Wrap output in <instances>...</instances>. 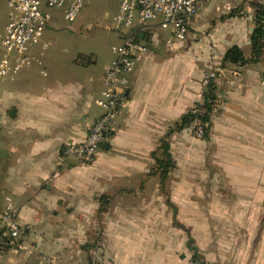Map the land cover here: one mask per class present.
<instances>
[{
    "label": "crops",
    "instance_id": "obj_1",
    "mask_svg": "<svg viewBox=\"0 0 264 264\" xmlns=\"http://www.w3.org/2000/svg\"><path fill=\"white\" fill-rule=\"evenodd\" d=\"M249 3L238 0L235 16L200 41L202 16L231 4L213 0L183 42L166 41L169 56L152 52L155 30L145 36L150 52L130 77L108 148L89 164L61 151L102 115L95 100L113 57L99 65L46 56L40 43L46 75L34 66L0 83V209L10 196L27 246L0 264H264V51L258 62H223L234 46L252 57ZM218 67L225 102L197 139L193 125H177ZM163 140L174 161L165 177L156 160Z\"/></svg>",
    "mask_w": 264,
    "mask_h": 264
},
{
    "label": "built area",
    "instance_id": "obj_2",
    "mask_svg": "<svg viewBox=\"0 0 264 264\" xmlns=\"http://www.w3.org/2000/svg\"><path fill=\"white\" fill-rule=\"evenodd\" d=\"M85 0H9L8 23L0 33V83L14 78L34 66L43 69L41 55L36 50L51 20L45 14L48 8H66L65 20L74 21ZM213 0H120L119 10L113 20V29L125 38L122 44L112 47L113 59L104 69L103 86L95 103L103 111L91 125L89 133L80 142L66 144L61 151L64 161L79 160L89 164L96 160L107 142L109 135L118 125V117L126 102V92L130 77L144 63L149 49V34L155 29L170 32L168 47L176 42H183L189 33L190 25L199 13ZM238 0H231L227 10H233ZM255 0H248L254 2ZM264 5V3H258ZM135 30V34L129 33ZM143 34L148 40L136 41ZM225 74V69L218 67L206 73L201 81L203 89L199 101L192 108V113L202 115L205 105V91ZM233 76H237L236 73ZM231 87L236 85L234 78L228 80ZM224 96L217 90L212 102L213 112L224 105ZM206 124L196 119L193 124L194 135L204 139ZM18 209L10 196L4 199L0 209V258L7 254L19 255L27 250L24 242V230L19 223ZM189 264H202L192 260Z\"/></svg>",
    "mask_w": 264,
    "mask_h": 264
},
{
    "label": "rangeland",
    "instance_id": "obj_3",
    "mask_svg": "<svg viewBox=\"0 0 264 264\" xmlns=\"http://www.w3.org/2000/svg\"><path fill=\"white\" fill-rule=\"evenodd\" d=\"M8 2L9 0H0V32H3L8 23ZM252 3L256 2H250L248 5ZM119 4L120 0H85L77 18L72 22L65 20V7L45 9V14L51 17L41 39L45 55H60L68 59L79 54L85 58L84 61L98 59L99 65L110 60L113 57L112 47L123 43V35L113 29V20ZM224 11L215 17L202 16V21L208 23L196 33L197 39L202 41L207 38L206 41H210L215 27L228 20L234 10ZM155 31L157 36H153L156 41L151 47L152 52L159 56L172 55L174 51L166 46L170 32L161 29Z\"/></svg>",
    "mask_w": 264,
    "mask_h": 264
},
{
    "label": "trees",
    "instance_id": "obj_4",
    "mask_svg": "<svg viewBox=\"0 0 264 264\" xmlns=\"http://www.w3.org/2000/svg\"><path fill=\"white\" fill-rule=\"evenodd\" d=\"M251 7L255 11V29L252 32L251 36V45H252V57L250 60H246L244 57V54L242 50L234 46L230 48L227 53L225 54L224 63H229V64H235V65H240V64H246L249 62H258L260 59V56L262 55L264 51V5L258 4V3H252ZM239 10V9H237ZM236 10V11H237ZM235 11H232L231 17L235 16ZM205 105L203 106V113L202 115H195L190 111L188 114H186L181 122L177 125L178 130H182L188 126H192L194 124V121L196 119L201 120L204 124H206V135L205 138L209 134V130L211 127V114L213 112V109L211 107L213 100L215 99L217 95V87L215 84H212L207 91H205ZM159 150L161 151L160 156L158 157L157 164L161 167V175L165 177L170 168L174 167V161L169 153V144L167 140L162 141V145L160 146Z\"/></svg>",
    "mask_w": 264,
    "mask_h": 264
},
{
    "label": "water",
    "instance_id": "obj_5",
    "mask_svg": "<svg viewBox=\"0 0 264 264\" xmlns=\"http://www.w3.org/2000/svg\"><path fill=\"white\" fill-rule=\"evenodd\" d=\"M144 39H146L145 35L140 34V35H138V37L135 40L138 42V41L144 40ZM107 148H108V144H104V149H107Z\"/></svg>",
    "mask_w": 264,
    "mask_h": 264
}]
</instances>
